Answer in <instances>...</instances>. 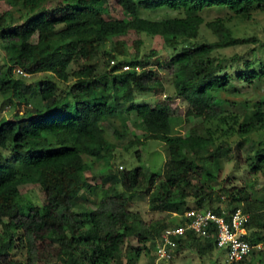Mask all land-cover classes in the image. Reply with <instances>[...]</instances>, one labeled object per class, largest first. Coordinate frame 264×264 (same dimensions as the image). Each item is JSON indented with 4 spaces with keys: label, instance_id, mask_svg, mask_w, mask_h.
<instances>
[{
    "label": "trees",
    "instance_id": "trees-1",
    "mask_svg": "<svg viewBox=\"0 0 264 264\" xmlns=\"http://www.w3.org/2000/svg\"><path fill=\"white\" fill-rule=\"evenodd\" d=\"M6 1L24 14L14 18L6 11L0 15V48L8 55L0 66V105L8 96L10 106L24 107L21 114L16 112L10 120L0 121V264H19L11 259L8 249L13 242L25 251V264H53L54 260L59 264H122L117 259L120 248L136 232L129 221L130 196L140 190L145 173L137 166L112 172L102 177L100 184L87 183L84 156L99 160L109 145L100 126L102 119L119 118L124 124L126 117L121 110L125 109L127 115L134 113L140 119L146 138L165 143L168 157L163 180L155 185L154 173L148 180V185L154 186L150 206L179 215L192 210L188 207L189 193L181 190V185L198 177L202 183L195 206L201 205L204 196L210 199L214 189L210 182L216 180L218 160L232 147L229 137L242 139L264 129V103L256 102L245 121L224 113L219 93L230 86V80L217 74L224 60L216 62L212 55L223 48L264 46L256 36H233L226 24L231 16L247 18L254 11H264V0H117L125 19L105 18L102 0H62L64 5L52 9L45 7L48 0ZM213 8L231 16L205 22L202 13ZM142 10L176 14L151 19L142 17ZM203 24L217 37L215 41L186 46L169 61L157 62L156 69L139 60L141 40L134 42L135 57L129 60L124 59L123 43H112V39L133 31L170 38L169 44L177 46L178 37L190 36ZM108 42L112 45L102 51L107 68L99 74L91 61ZM153 55L154 51L149 54ZM116 58L123 59L115 62ZM81 61L85 64L80 65ZM72 64L77 66L70 68ZM123 65H128V70L122 71ZM245 65L250 67L252 62L247 60ZM165 70L176 75L175 95L186 102L188 116L202 122L217 120L222 139L214 149L209 148L214 144L213 134L207 137L203 127L187 136L178 134L174 126L180 119L169 115L165 105L150 108L135 104L137 93L145 94L161 85L160 72ZM39 73L50 76L27 79ZM242 75L250 84L257 73L245 70L238 74ZM236 146L242 147V141ZM249 167L252 173L264 174V142L249 158ZM33 183L40 187L43 202L24 205L20 187ZM85 186L96 201L78 212L75 208ZM226 193L229 209L243 204L244 213L249 215L246 226L250 233L245 239L253 244L264 242V193L253 197L242 187H231ZM171 225L151 226L141 240L150 238L153 247L154 240ZM200 242L189 235L179 241L177 252ZM210 248H214L212 240L205 241L203 251Z\"/></svg>",
    "mask_w": 264,
    "mask_h": 264
},
{
    "label": "rangeland",
    "instance_id": "rangeland-1",
    "mask_svg": "<svg viewBox=\"0 0 264 264\" xmlns=\"http://www.w3.org/2000/svg\"><path fill=\"white\" fill-rule=\"evenodd\" d=\"M102 1L104 5L101 9L105 18L125 19L119 6L116 4L117 0ZM62 4H65L62 0H48L45 7L52 9ZM17 9V6H11L6 0L0 1V15L6 11H9L14 18H17L20 14H24L23 11H18ZM175 14L176 12L166 10L157 12L142 10L140 12L142 17L151 19H160L167 15ZM202 15L205 22L216 17L228 18L231 16L226 11H219L215 8L203 12ZM232 17L229 18L230 20L226 24L230 27L233 36L239 38L256 36L264 43V11H254L247 18ZM216 39L217 37L203 24L194 30L190 36L178 37L177 46L169 44L170 38L151 37L143 33L137 34L133 31H130L125 36L112 39V43L116 40L121 41L125 50L124 59L129 60L135 57L136 47L134 42L141 40L142 44L139 46L138 51L139 60L147 61V67L156 69L157 62L165 63L169 61L172 55L184 51L186 46L196 47L200 42H212ZM112 43L108 42L104 48H99L96 57L91 61L99 74L103 73L107 68V65H105L107 58L103 56L102 51L103 49H108ZM251 49L255 50L250 52ZM152 51L155 52V55L149 56ZM212 55L217 58L216 62L219 59L224 60L221 64V70L217 71V74L228 76L230 80V86L225 91L219 93V97L222 99L220 105L224 109V113L240 116L242 121L248 120L254 104L256 102L264 103V46L223 48L214 51ZM236 55L237 59L233 60ZM120 59L123 58H116L115 62ZM6 60H8V55L5 50L0 48V66L4 65ZM247 60L252 62L250 67H246L245 65V61ZM79 64L84 65L85 63L81 61ZM109 64L112 65L111 62ZM76 66V64H72L70 68ZM245 70L257 73V76L251 79L250 84L246 83V76H238L240 72ZM48 76H50L49 73H39L27 77V79L36 80ZM175 77V74L167 70L161 71V85L154 86L148 93H137L135 95V104L145 105L150 108H155L157 105H165L169 115L180 119V122L174 126L178 134L187 136L192 131H198L199 128L203 127L207 137L213 134L214 144H211L209 148L211 150L214 149L215 145L220 143L222 139L221 132L218 130L220 126L217 125V120L202 122L201 119L186 114V102L175 95L173 86ZM36 96L37 94L34 97ZM24 98L29 99L30 96H24ZM9 102L8 96L1 101L0 121L4 119L10 120L14 113L18 112V114H21L23 112L24 105L10 106ZM121 111H123V115L126 117V123L123 124L119 118H104L100 122V126L104 130V137L109 144L102 151L103 157L97 160L93 157L84 156V162L88 164L84 178L90 185L100 184L102 177H106L117 170L125 171L141 166L145 173L141 180V188L139 191L131 194V201L128 207L131 212V219L129 221L136 232L121 246L117 258L118 261L122 264H223V253L216 248L203 251L204 242L202 241L200 245L188 246L178 253L176 252V256L170 262L154 261L153 247L150 246L152 240L150 238L147 241L141 240L145 229L151 226L156 228L164 222L175 223L180 221V216L174 214V211L153 210L150 206L154 186L150 187L148 180L151 173L156 175L155 185L163 180V171L168 157L167 147L163 142L146 138L147 131L134 113L127 115L125 109ZM228 140L232 147L231 150L218 160L219 170L215 173L216 180L210 182V185L214 187L210 199L204 196L205 199H202L201 205L195 206L194 198L196 191L202 183L198 177H192V183L190 184L184 183L181 185L180 189L189 193V197L187 198L189 200L188 207H191L192 210L229 209L230 198L226 190L231 187H242L249 191L253 197H259L264 193V174L261 172L252 173L249 167V158L254 156L255 149L260 147V144L264 142V129L253 132L242 139L231 136ZM239 140L242 141L243 146L238 148L236 144ZM7 151L5 152L6 154L8 153ZM83 190L84 196L77 201L75 208L78 212L84 209V207H92L96 201V197L93 194L86 192V186ZM20 193L24 205L30 203L42 204L43 202L41 189L37 184L22 185ZM240 205L242 206L243 204ZM136 220H141L143 225L139 224ZM258 245H260L258 246L259 248H255L249 256L248 264H263L264 242H259ZM8 249L11 253V259L17 261L19 264H25V251L19 247V243H10ZM136 250L139 251L138 255L136 254ZM58 262V260H54L52 263L59 264Z\"/></svg>",
    "mask_w": 264,
    "mask_h": 264
},
{
    "label": "built area",
    "instance_id": "built-area-1",
    "mask_svg": "<svg viewBox=\"0 0 264 264\" xmlns=\"http://www.w3.org/2000/svg\"><path fill=\"white\" fill-rule=\"evenodd\" d=\"M128 68L127 65L122 66L123 70ZM16 72L22 73L19 69ZM179 216L180 221L165 228L154 240L155 262H170L176 256L179 241L186 240L189 235L204 242L212 240L214 248L223 253V264H242L260 246L245 239L250 233L246 226L249 215L241 206L232 210L218 208L217 212L213 209L188 210Z\"/></svg>",
    "mask_w": 264,
    "mask_h": 264
},
{
    "label": "clouds",
    "instance_id": "clouds-1",
    "mask_svg": "<svg viewBox=\"0 0 264 264\" xmlns=\"http://www.w3.org/2000/svg\"><path fill=\"white\" fill-rule=\"evenodd\" d=\"M127 66H128V65H127ZM128 67H129V66H128ZM137 69H138V68H137ZM121 70L124 71V70L122 69V67H121ZM127 70H128V69H127Z\"/></svg>",
    "mask_w": 264,
    "mask_h": 264
}]
</instances>
